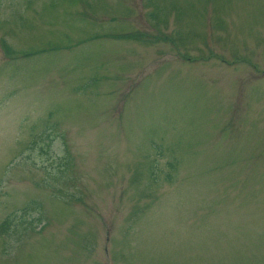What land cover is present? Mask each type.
Masks as SVG:
<instances>
[{"label": "rangeland", "instance_id": "obj_1", "mask_svg": "<svg viewBox=\"0 0 264 264\" xmlns=\"http://www.w3.org/2000/svg\"><path fill=\"white\" fill-rule=\"evenodd\" d=\"M7 219L0 264H264V0H0Z\"/></svg>", "mask_w": 264, "mask_h": 264}, {"label": "trees", "instance_id": "obj_2", "mask_svg": "<svg viewBox=\"0 0 264 264\" xmlns=\"http://www.w3.org/2000/svg\"><path fill=\"white\" fill-rule=\"evenodd\" d=\"M154 18H155V16H154ZM125 38H127V39H134V40H142L141 38H143V37H141V35H139V36H133V37H130V35H128V36H126ZM27 56H29V55H27ZM66 166H67V163L65 162L64 164H62L61 166H60V168L62 169V168H66ZM171 166V165H170ZM61 176V178L59 179V177ZM60 176L58 177L57 176V178H56V180H55V182H60L62 179H63V176L60 174ZM40 220H42V218H40ZM40 220H38V221H40ZM10 225H11V221L9 220V219H7L2 225H1V229H0V232H4L5 234H8V233H10V230H9V228H10Z\"/></svg>", "mask_w": 264, "mask_h": 264}]
</instances>
